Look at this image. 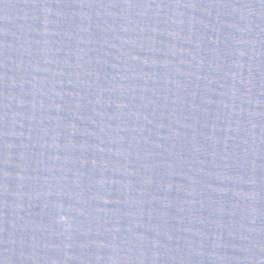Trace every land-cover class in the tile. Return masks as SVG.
I'll list each match as a JSON object with an SVG mask.
<instances>
[{
  "label": "water",
  "instance_id": "obj_1",
  "mask_svg": "<svg viewBox=\"0 0 264 264\" xmlns=\"http://www.w3.org/2000/svg\"><path fill=\"white\" fill-rule=\"evenodd\" d=\"M0 264H264V0H0Z\"/></svg>",
  "mask_w": 264,
  "mask_h": 264
}]
</instances>
